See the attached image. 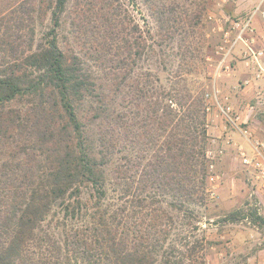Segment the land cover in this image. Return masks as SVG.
I'll use <instances>...</instances> for the list:
<instances>
[{"label": "trees", "instance_id": "16d2710c", "mask_svg": "<svg viewBox=\"0 0 264 264\" xmlns=\"http://www.w3.org/2000/svg\"><path fill=\"white\" fill-rule=\"evenodd\" d=\"M130 1L0 0V264L208 262L187 215L207 195V102L137 70L157 49ZM146 2L167 36L181 0Z\"/></svg>", "mask_w": 264, "mask_h": 264}, {"label": "rangeland", "instance_id": "374dc122", "mask_svg": "<svg viewBox=\"0 0 264 264\" xmlns=\"http://www.w3.org/2000/svg\"><path fill=\"white\" fill-rule=\"evenodd\" d=\"M256 1L244 6L245 0H235L233 1L235 9L240 8L241 12H234V9L232 11L230 8L229 0L225 2L223 0H181L182 9H180L178 22L173 28L171 27L167 36L162 37L157 33V24L146 0H135V2L131 0L129 6L133 18L139 19L142 16L154 38L155 50L157 49L156 52L145 54L143 59L138 61L137 70L143 73L152 71L172 90L185 84L195 96L205 98V94L209 93V99L214 86L219 87V80L222 77L237 76L235 86L232 87L244 90L245 84L237 75L238 63H241L244 70L248 67L242 56L238 61L235 59L238 54L240 55L239 51H236L231 58L233 71L230 74L221 73L217 77L214 76L217 61L220 58V55L216 53V47L220 43L222 29L228 26L227 16L245 17ZM43 16L36 24L35 42L37 44L43 42L44 35L51 26L50 15ZM130 27L131 23L128 29ZM74 35L76 32H73L71 24L63 26L61 28L63 45L73 43ZM82 39L85 41L84 35ZM87 43L89 44V41ZM79 45V47L83 46L82 41ZM260 81L256 80L257 85L253 83L255 87L252 88L256 91V95L258 91L264 95V84ZM263 98L259 101L257 96H254L253 100L257 110L256 117L260 121L264 119L261 116H264ZM20 104L21 102H14L9 105ZM217 114H220L218 109ZM212 137L215 136L210 135V139ZM210 139L207 149L215 148L217 145ZM219 144H222L220 140ZM208 162L207 188H212L216 184L215 195L207 191L203 204L192 206L193 211L187 212L189 218L199 222L202 228L200 233L209 242L207 260L214 258L221 251L229 253L235 248L243 249L248 234L264 232V221L253 215V212L257 211L258 215L264 218V190L252 182V171L241 163L236 146L224 145V153L214 161L213 171L209 166V160ZM213 173H218L220 179L215 182L210 180V175ZM232 214L236 215L235 220L230 218ZM228 263L225 262V264Z\"/></svg>", "mask_w": 264, "mask_h": 264}, {"label": "built area", "instance_id": "2783aa9c", "mask_svg": "<svg viewBox=\"0 0 264 264\" xmlns=\"http://www.w3.org/2000/svg\"><path fill=\"white\" fill-rule=\"evenodd\" d=\"M259 15L264 18V0H257L250 13L245 17L233 18L227 16L228 26L222 29L221 40L216 47V53L220 55V58L215 67V77L221 73L230 74L233 71L234 66L231 58L236 51H239L250 71V76L244 81L245 85H251L254 80L264 79V46H258L260 36L255 24L256 17ZM218 93V88L214 86L212 95L214 94L217 99L220 115L229 126L237 130L246 139L250 148L233 142L231 137H228L226 142L236 146L241 163L252 171V182L264 190V139L256 138L248 122L244 121L242 115L235 111L231 105L221 102ZM256 96L259 101L264 97L261 91H258ZM209 97L210 94L206 93L205 99L207 100ZM249 107L255 108V104L253 103ZM206 110V126L209 129L208 113L211 106L208 102ZM220 138L212 137L211 142L217 145L215 148L206 150V156L210 161L209 166L212 171L215 167L214 161L224 153V146L219 144ZM219 179L220 175L218 173L210 175V180L214 182ZM215 186L216 184L212 188H207V191L211 192L213 196L215 195Z\"/></svg>", "mask_w": 264, "mask_h": 264}, {"label": "crops", "instance_id": "0c3cea01", "mask_svg": "<svg viewBox=\"0 0 264 264\" xmlns=\"http://www.w3.org/2000/svg\"><path fill=\"white\" fill-rule=\"evenodd\" d=\"M225 1L228 0H223V2ZM233 1L235 2V0H229V4H231V10L233 11L234 9V12H241L240 8L235 9L236 6H234ZM254 1L255 0H245L246 3L244 6L252 2L254 3ZM255 23L260 36L258 46H264V18L261 15L257 16ZM239 58H241V54H238L235 59L238 61ZM238 64L239 69L237 68V70H239V72L237 75L238 78L244 82L245 79L250 76V71L248 68H245V70L244 68L242 69L240 62ZM236 78L237 76L230 78L222 77L219 80V100L224 104L231 105L235 111L242 115L243 120L248 122L256 138L264 139V119L260 121L256 117L257 110L255 108L249 107L254 103V96H256V91H253L254 89L252 87H255L258 82L254 80L250 86L245 85L244 90L233 89L232 86H235ZM260 82H263L264 84V81L261 80ZM225 97L228 98V101L225 99ZM208 103L211 106V110L208 113V118L210 120V127L208 129L209 134L215 137H221L220 141L223 146L227 144L231 145L230 143L226 142V139L231 137L233 142L250 148L246 139L237 130L229 126L220 114H217V99L214 94L211 95L210 99H208ZM262 105V112H264V98L262 100ZM261 116L264 117L263 115ZM248 235H246L248 237L245 239L246 242L243 246V249L242 247L235 248L229 253L221 251L214 258H208L207 264H225V262H229L228 264H264V232L250 233Z\"/></svg>", "mask_w": 264, "mask_h": 264}]
</instances>
